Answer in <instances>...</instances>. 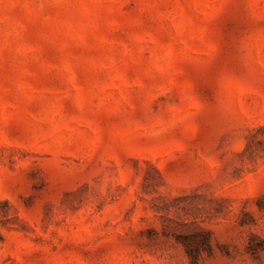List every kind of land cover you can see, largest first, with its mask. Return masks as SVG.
<instances>
[{
	"label": "rangeland",
	"instance_id": "obj_1",
	"mask_svg": "<svg viewBox=\"0 0 264 264\" xmlns=\"http://www.w3.org/2000/svg\"><path fill=\"white\" fill-rule=\"evenodd\" d=\"M198 232L264 264V0H0V264H190Z\"/></svg>",
	"mask_w": 264,
	"mask_h": 264
},
{
	"label": "trees",
	"instance_id": "obj_2",
	"mask_svg": "<svg viewBox=\"0 0 264 264\" xmlns=\"http://www.w3.org/2000/svg\"><path fill=\"white\" fill-rule=\"evenodd\" d=\"M182 244L189 259V263L200 264L201 251L210 249V237L208 233L198 232L192 235L190 240L188 238L184 240Z\"/></svg>",
	"mask_w": 264,
	"mask_h": 264
}]
</instances>
